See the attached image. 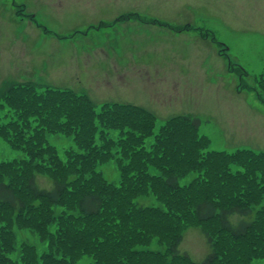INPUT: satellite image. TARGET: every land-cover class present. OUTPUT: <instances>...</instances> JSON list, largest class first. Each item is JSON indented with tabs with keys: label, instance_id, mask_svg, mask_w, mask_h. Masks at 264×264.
<instances>
[{
	"label": "rangeland",
	"instance_id": "rangeland-1",
	"mask_svg": "<svg viewBox=\"0 0 264 264\" xmlns=\"http://www.w3.org/2000/svg\"><path fill=\"white\" fill-rule=\"evenodd\" d=\"M117 13L131 14L114 22ZM100 20L113 23L98 27ZM263 67L264 0H0V94L7 85L25 81L39 88H69L86 94L96 112L108 101L143 106L154 114L155 129L171 115L197 117L198 131L209 144L198 147L196 157L188 153L185 165L196 169L191 164L201 162L208 151L229 155L221 167V178L229 186L220 182L224 189L218 190L219 202L248 203L251 198L254 208L264 205V196L256 191L260 185L264 190V173L246 181L248 186H236L242 168L233 156L239 149L264 151V96L258 94ZM40 92L45 97L49 91ZM7 96H0V124L20 103L8 101ZM35 102L37 97L28 102L23 119L36 120V125L53 120L45 136L64 158L65 151L75 147L72 137L51 130L56 119L51 104ZM0 160L9 165L29 157L0 135ZM100 165L103 178L118 181L114 157ZM206 165L213 173L219 171ZM35 169L38 185L51 187V176L38 166ZM189 172L180 184L198 180L196 170ZM252 186L257 193L248 194ZM149 202L155 203L153 197ZM9 216L15 229L23 225L12 237L17 236V245L27 241L42 247L38 239L42 236L29 232L31 221L21 223L24 214ZM35 218L32 226L37 231ZM179 219L183 238L177 253L186 257H174L180 264H200L210 252L209 236L216 238V220ZM245 238L250 249L254 237ZM149 244L161 248L154 238ZM25 253L31 264H37L33 248L26 252L23 248L21 254ZM18 256L19 252L9 258L19 261ZM89 259L84 254L78 264ZM261 261L254 259L252 264Z\"/></svg>",
	"mask_w": 264,
	"mask_h": 264
},
{
	"label": "trees",
	"instance_id": "trees-1",
	"mask_svg": "<svg viewBox=\"0 0 264 264\" xmlns=\"http://www.w3.org/2000/svg\"><path fill=\"white\" fill-rule=\"evenodd\" d=\"M262 73L264 93V69ZM9 89L7 100L20 103L14 104L16 112L9 120L0 124V135L25 151L29 160L9 165L0 161V264H31L29 253L21 254L19 261L7 256L14 247L9 213L24 214L20 221H31V229L37 217L40 240L47 243L37 257L38 264H76L82 254L89 255V264H180L174 256L186 257L177 253L182 217L216 220V238L209 236L210 252L200 264H252L254 259H262L259 264H264V205L254 208L251 198L248 203L219 202L218 190L229 186L221 178V167L229 155L208 151L201 162L191 164L196 169L185 165L188 153L196 157L198 147L206 146L205 137L196 131L199 120H168L151 139L153 117L139 107L106 103L96 112L85 95L44 88L49 92L43 97L31 81ZM36 97V106L51 104L56 119L60 117L51 130L73 139L75 147L67 149L64 158L45 136L53 120L36 125V120L23 119L26 105ZM233 156L242 168L236 186L264 173L263 151L239 149ZM110 157L119 168L118 184L108 182L98 169ZM206 163L219 171L211 172ZM37 166L51 176L49 189L36 184L33 170ZM192 170L198 172L199 181L193 178L180 184L179 177ZM253 187L248 194L264 196L261 185L257 192ZM148 193L158 205L136 202L138 196ZM51 203L60 206L59 214ZM247 235L254 237L249 240L250 249ZM152 238L160 249L150 247Z\"/></svg>",
	"mask_w": 264,
	"mask_h": 264
}]
</instances>
